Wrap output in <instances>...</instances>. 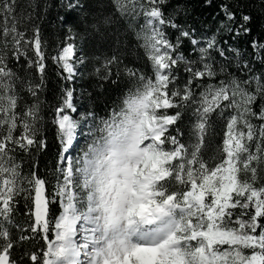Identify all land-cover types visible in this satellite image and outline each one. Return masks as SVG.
<instances>
[{
    "label": "snow or ice",
    "instance_id": "obj_1",
    "mask_svg": "<svg viewBox=\"0 0 264 264\" xmlns=\"http://www.w3.org/2000/svg\"><path fill=\"white\" fill-rule=\"evenodd\" d=\"M201 3L0 0V264H264V0Z\"/></svg>",
    "mask_w": 264,
    "mask_h": 264
},
{
    "label": "trees",
    "instance_id": "obj_2",
    "mask_svg": "<svg viewBox=\"0 0 264 264\" xmlns=\"http://www.w3.org/2000/svg\"><path fill=\"white\" fill-rule=\"evenodd\" d=\"M218 2V0H217ZM192 6L195 7L196 11L193 12V16L198 17L200 20H206L209 24L212 23L213 13L214 10L211 8H208L205 10V6L201 3V0H191ZM55 12L56 10H52V16L50 17L51 22L47 23L45 25V38L46 39H58L59 38V26L55 19ZM260 32L259 27H257L253 35L258 36ZM225 39H229L228 37H225ZM229 42L233 44V46L239 47L243 52H250V42L248 39L244 36H241L240 38L236 40L229 39ZM88 76L85 74L82 78L78 77L73 84H71V87H74L76 89V94L79 96L82 89L88 87ZM47 88L45 90V96H47L52 102H54V99L58 97L59 94V85L57 83V78L55 76V72L52 70V68H49L48 77H47ZM54 150V149H53ZM50 163V157H43L41 162V171H43L45 164Z\"/></svg>",
    "mask_w": 264,
    "mask_h": 264
},
{
    "label": "rangeland",
    "instance_id": "obj_3",
    "mask_svg": "<svg viewBox=\"0 0 264 264\" xmlns=\"http://www.w3.org/2000/svg\"><path fill=\"white\" fill-rule=\"evenodd\" d=\"M82 143H83V138H80V144ZM78 149H79V144L76 145V151H78ZM76 151H74L72 154L75 155Z\"/></svg>",
    "mask_w": 264,
    "mask_h": 264
}]
</instances>
